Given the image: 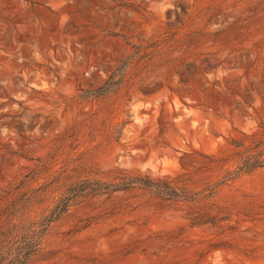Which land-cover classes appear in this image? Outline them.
<instances>
[{
    "label": "rangeland",
    "instance_id": "rangeland-1",
    "mask_svg": "<svg viewBox=\"0 0 264 264\" xmlns=\"http://www.w3.org/2000/svg\"><path fill=\"white\" fill-rule=\"evenodd\" d=\"M2 241L5 264H264V0H0Z\"/></svg>",
    "mask_w": 264,
    "mask_h": 264
},
{
    "label": "trees",
    "instance_id": "trees-1",
    "mask_svg": "<svg viewBox=\"0 0 264 264\" xmlns=\"http://www.w3.org/2000/svg\"><path fill=\"white\" fill-rule=\"evenodd\" d=\"M260 155V154H259ZM259 155L255 156V155H248L245 157V159L243 160L244 165L247 168V172L248 171H253L254 169H257L258 167L262 166L263 164H261V161H258L257 158L259 157ZM238 172L235 173V175H233L232 179L238 177ZM137 182V183H136ZM135 185H140V186H146L149 188L154 189L158 194L162 195H169L171 197L175 196V191L172 190V187L170 185H167L166 188L168 190H166L165 192L160 191V185L154 181H150V179L147 180H142L140 179L139 181H135L134 178L129 179L126 183H124V185H116L114 187V190H119V189H125L131 186H135ZM83 190H85L83 188ZM177 194V193H176ZM28 245V244H27ZM36 242L33 243V245H29V247H21V250H19V252L17 254H15V256L13 257L12 261L10 263L7 264H25V260L27 258H29V255H31L32 253H34L36 251ZM5 246L3 245V241L0 242V252H2V248H4ZM25 260H22V259ZM6 260V255L3 254L1 255V264H5Z\"/></svg>",
    "mask_w": 264,
    "mask_h": 264
}]
</instances>
